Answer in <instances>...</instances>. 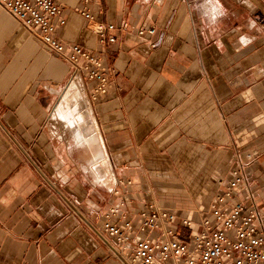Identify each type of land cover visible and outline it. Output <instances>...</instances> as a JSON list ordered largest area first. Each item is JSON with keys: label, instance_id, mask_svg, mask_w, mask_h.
<instances>
[{"label": "crops", "instance_id": "crops-1", "mask_svg": "<svg viewBox=\"0 0 264 264\" xmlns=\"http://www.w3.org/2000/svg\"><path fill=\"white\" fill-rule=\"evenodd\" d=\"M56 1L58 38L102 57L112 84L93 100L0 6V264H124L105 222L131 250L157 234L145 202L200 220L237 167L264 211V0ZM86 6L114 29L91 32Z\"/></svg>", "mask_w": 264, "mask_h": 264}, {"label": "built area", "instance_id": "built-area-1", "mask_svg": "<svg viewBox=\"0 0 264 264\" xmlns=\"http://www.w3.org/2000/svg\"><path fill=\"white\" fill-rule=\"evenodd\" d=\"M3 7L29 34L34 35L58 59L69 64L73 74L81 73L92 82L91 98L97 100L109 92L112 74L105 60L80 44H69L57 36V29L67 23L64 5L56 0H0ZM86 20L88 29L107 35L114 25L94 18L86 7H76ZM126 27V25H125ZM155 33L154 28H139L138 33ZM114 42V35L108 36ZM231 179L220 183V190L211 198L207 212L199 211L200 220L178 215L172 208L153 200L140 211V228L150 235L127 246L129 236L117 223L107 221L103 231L115 237V243L126 247L123 263L127 264H264V211L255 199V191L246 185L243 170H233ZM243 187V200H235ZM116 212L111 208L107 217ZM126 226L131 225L127 220ZM131 248V247H130Z\"/></svg>", "mask_w": 264, "mask_h": 264}, {"label": "bare ground", "instance_id": "bare-ground-1", "mask_svg": "<svg viewBox=\"0 0 264 264\" xmlns=\"http://www.w3.org/2000/svg\"><path fill=\"white\" fill-rule=\"evenodd\" d=\"M76 101V100H75ZM91 119V118H90Z\"/></svg>", "mask_w": 264, "mask_h": 264}, {"label": "rangeland", "instance_id": "rangeland-1", "mask_svg": "<svg viewBox=\"0 0 264 264\" xmlns=\"http://www.w3.org/2000/svg\"><path fill=\"white\" fill-rule=\"evenodd\" d=\"M212 197H213V196H212ZM212 197H211V198H212Z\"/></svg>", "mask_w": 264, "mask_h": 264}]
</instances>
